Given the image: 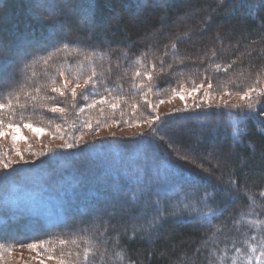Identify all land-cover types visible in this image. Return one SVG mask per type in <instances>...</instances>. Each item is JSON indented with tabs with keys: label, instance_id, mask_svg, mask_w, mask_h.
<instances>
[{
	"label": "trees",
	"instance_id": "16d2710c",
	"mask_svg": "<svg viewBox=\"0 0 264 264\" xmlns=\"http://www.w3.org/2000/svg\"><path fill=\"white\" fill-rule=\"evenodd\" d=\"M138 1L85 0L91 11L79 14L74 10L79 0H62L66 9L53 18L69 33L52 34L51 42L43 47L26 46L29 55L12 68L14 82L0 89V103L11 101L10 114L14 115L7 117L18 122H49L58 117L50 107L56 103L68 107L66 97H55L49 86L70 51L97 57L98 69L109 87L128 90L139 72L150 85L170 89L178 75L215 66L216 75L222 76H226V68L251 74L256 71L253 85L243 82L238 86H254L264 93V0H150L160 3L158 9L140 8ZM22 2L0 0L3 55L5 51L16 53L13 47L19 40L15 42V35L21 37V43H37L43 35V21L31 16L26 33L23 23L28 11ZM47 2L41 0L45 10L52 6ZM192 11L199 13L188 20L185 30L176 32L178 18ZM102 15L109 19L96 23ZM78 21L99 26L86 33ZM47 23L48 28L53 27ZM226 35L233 36L232 47L216 49L215 44ZM19 50L24 52L23 47ZM1 58L0 67L11 61L7 55L4 62ZM7 74L0 71V78L9 80ZM70 116L69 112L67 129L72 128ZM204 116L207 122L196 121L198 126L190 123L188 129L167 135L162 129L156 134L151 126L132 141L75 142L71 147L55 148L31 164L10 165L0 171V245L8 244L10 236H15V242H51L81 262L86 243L92 261L98 264H264V257L259 262L256 259L264 252V94H255L251 108L216 107L176 117L185 121ZM190 145L203 154L213 152L223 162L222 170H213L219 178L215 184L212 179L202 181V175L173 156ZM141 147L153 148L156 153H143V161L138 162L139 156L131 160ZM125 174L141 187L150 186L147 190L168 191L176 185L173 204L158 202L152 190L142 195L131 189L129 201L136 202V208L123 201L129 207L127 215L110 217L111 212L120 211L115 199L126 186ZM152 175L163 181L152 185ZM103 182L114 184L102 186ZM13 185L36 192L54 216L47 218L7 205L3 199ZM143 205L146 207L139 212ZM172 205L177 207L174 216ZM197 215L211 217L198 223ZM23 227L28 234L21 236L18 231ZM61 240L66 243H56Z\"/></svg>",
	"mask_w": 264,
	"mask_h": 264
},
{
	"label": "rangeland",
	"instance_id": "374dc122",
	"mask_svg": "<svg viewBox=\"0 0 264 264\" xmlns=\"http://www.w3.org/2000/svg\"><path fill=\"white\" fill-rule=\"evenodd\" d=\"M47 1L49 0H46V2ZM144 1L145 0L138 1V6H140V8L148 6L158 9L160 7V3L158 2L152 4L150 3V0H147V3H144ZM201 1L211 2L214 0ZM80 2L83 4L82 6H80ZM50 3L52 4L50 1L47 2V5ZM78 4H74V10L76 13L81 14V11H91L90 6L85 0H79ZM21 5L28 11L26 15L27 18L24 21L25 23H23L26 33H29L26 29V24L29 23L27 22V19H30L31 17H34L38 21L42 20L43 22L41 25H45V28L43 27L42 29V37L41 35L38 36L41 38L37 43H34V41L21 43V37L15 35V42L19 40V42L13 47L15 48L16 53L14 54L9 51H5L4 55L3 53H0L3 62V57L5 55L9 56L11 60L9 61V64L3 63V66L0 67V71L6 70L8 72V77H6L9 79L6 81L5 78H0V89L9 86L14 82L13 77L15 69L12 68L15 65L16 67H19L23 57L29 55V53H27L29 49L27 51V49H25L26 46L30 45L29 47L33 48V45L37 44V46L43 47V45H47L51 42L53 36L51 38L49 36L52 34L64 36L69 33V30H67L63 23H57L53 18L57 17L61 11L66 9L62 0H53L52 6L50 5L46 10L43 5L41 6V0H23ZM13 6H15V10L18 9V5L15 2H12V7ZM198 13V11H192L188 14L184 13V15L178 18L180 25H175L174 30L176 32L185 30V24L188 20H193ZM106 18H108L107 15H102L100 20L97 21L96 19L94 21H96V23H105ZM47 22H51L53 27L48 28L49 26H46L48 24ZM111 23L114 24L113 22ZM78 25L80 26L79 28L85 30L86 33H90L92 29L94 30V28L99 26L91 21H89V23L78 21ZM232 37L229 35L224 36L221 38L220 43L218 42V44H215V48L225 50L228 46L232 47ZM20 47L24 48L23 53L19 52L21 51L19 50ZM96 59L98 58L95 56H90L77 51H70L65 55V58L61 60V69L58 73V77L53 81L52 86H49V90L55 93V97H66L68 107H66V104L63 106L56 103L55 107L64 109L63 112H52L50 107L49 110L58 116L52 119V121H38V123L35 122L37 120L34 119L26 121L19 120L18 122L7 117L8 115L13 118L14 114H10L11 108L5 107L3 110H0V120H3L4 131L7 133L5 136L0 137V160L3 162L10 161V165L13 166L31 164L37 159V157L49 153L57 147L68 146L75 142L103 143L107 141L113 142L116 139L128 141H132L133 139L136 140L141 138V134L148 131L151 126H155L156 134L162 129L163 133L167 135L172 130L177 132L176 130L178 129L188 127L190 123L198 126L200 122H207V117L205 116L200 117L199 120L191 119L185 121L177 120L176 116L185 115L201 109L225 106L240 107L244 105L248 106L250 103L253 105L255 94H257V92L254 91L251 93V99H241L243 93L250 87L254 86L247 85L244 89H241L238 86L243 82L253 85V80L256 79V71H253L251 74L250 72H245V69L243 71H232L227 70L226 68V76H222L220 74L216 75L214 72L215 66H211L212 68L208 67V69L203 72L194 70L190 74L185 73L186 75H178V82L170 89H159L156 86L155 88L147 82L143 74L137 75L133 78L131 87L128 88V90L117 88L118 86L109 87L107 80L100 74ZM93 73H95L94 76ZM90 76L92 77L91 83L84 86V81ZM77 84L81 85V87H77ZM209 85H211V87H209ZM56 88H59L63 92V95L59 92L53 91V89ZM72 89H75L76 91L75 96L72 95ZM181 95H183V99H181ZM102 100L104 102H101ZM161 101H163V103H160ZM113 105H115V107H113ZM67 111L70 112V118L72 119L71 129H67L65 124L67 119L66 116L69 113ZM196 121L199 123L197 124ZM9 124L18 126L20 128V134L24 139H18L14 142L12 140V130L7 127ZM25 124H31L33 128L43 129V131L37 133L29 128H25ZM192 136L191 138L194 137ZM193 139H191L192 142H194ZM17 152H19V155H17ZM143 153L147 156H153L155 155L156 150L153 148L144 149L141 147V150L135 151L131 160L139 156L137 159L138 162L143 161ZM173 156L176 160L186 164L187 168L190 167L196 170L198 174L202 175V181L204 179L207 181L212 179L215 184L219 180L218 176L213 173V170H222L223 162H220L215 155H213V152L211 153V151H208L206 154H203L202 152L195 150L193 145H190V148H185L183 150L179 149L177 152L175 151ZM134 165L132 168L137 171ZM128 166L131 167V165ZM211 166H213V168L210 169ZM153 167L154 166H152L151 171L155 170V167ZM4 170L6 169H4L3 164L0 163V171ZM113 173L116 172L113 171ZM127 176L128 175L125 174L127 180L125 181L126 186H123V193H120L122 198H117L118 200L115 199L120 207V211L111 212L108 214L110 217L127 215L129 207H127V205L124 206V202L128 201L133 208H136L137 203L133 202V200L129 201L131 189L136 190V194L141 191L142 195L147 191L150 192L152 190V196L157 198L156 200L158 202H170L173 204L172 201H174V195H177L178 192L176 185H172L168 191L157 192V190L155 191L156 187L154 186L163 181L160 177L154 179L153 175L152 177L150 176L149 181L154 185V189L147 190L150 186L141 187L136 184L137 181L135 182L134 179H129ZM95 180L97 181V179ZM100 182L102 181H99V183ZM101 184L102 186L110 185L111 187L114 183L109 184L103 182ZM193 189L195 190V188ZM102 198L100 197V199ZM3 200L11 207H16L18 209L26 208L32 213H37L40 216H47V218L54 216L47 207L48 203L41 200L36 192L30 191L26 188L24 189L14 185L11 186ZM142 201L146 202L147 200L144 199ZM141 207H138L139 212L146 206L143 205ZM176 209V206H171V216H174L177 211ZM182 212H184L183 209ZM210 217L211 215H197L195 220L198 223H202L207 222ZM177 224L182 225L180 222ZM23 228L24 229L18 231L21 236L28 234L25 227ZM127 228L128 226L124 227L125 230ZM14 237L10 236V238H8L10 240L8 244L0 245V264H41V261H43V264H58V258L61 256H63L67 264H98L97 262L92 261L91 251L87 248L86 243L84 244L86 247H84L85 249L83 248V258L81 262H75L76 260L74 259V256H72L69 251L54 247V243L50 244L51 242H37L30 240L15 242L16 240ZM13 240L14 242H12ZM33 243L37 244L35 250L27 247L28 244ZM41 243L44 245L43 248L39 246ZM56 243L58 244L60 241H56ZM85 254L88 255L87 261L84 260ZM49 255L53 256L54 259H48Z\"/></svg>",
	"mask_w": 264,
	"mask_h": 264
},
{
	"label": "snow or ice",
	"instance_id": "6c2138e0",
	"mask_svg": "<svg viewBox=\"0 0 264 264\" xmlns=\"http://www.w3.org/2000/svg\"><path fill=\"white\" fill-rule=\"evenodd\" d=\"M95 75V73H93V76ZM137 75H140V73L138 72ZM148 79L151 80L152 79V76L150 74H148ZM92 81V77L90 76L88 79H86L84 81V86H87L91 83ZM77 87H81V85L77 84ZM209 87H211V85H209ZM195 90V89H194ZM53 91H56V92H59L61 95H63V92L59 89V88H56V89H53ZM256 91L257 92V95H262L264 93H261L259 91H257L256 88L254 87H250L246 92L243 93V95L241 96V99H251V93ZM72 95L75 96L76 95V91L75 89H72ZM183 95H181V99H183ZM101 102H104L103 100ZM160 103H163V101H161ZM5 107H8L10 108L11 107V101L8 102V104H4V103H0V110H3ZM113 107H115V105H113ZM248 107H252V104L250 103L248 105ZM51 111L52 112H63L64 109L62 108H57V107H53L51 108ZM9 129L12 130V140L15 142L16 140L18 139H24V137L20 134V128L16 125H13V124H9L7 126ZM25 128H29L31 129L32 131H35L37 133H40L43 131V129H38V128H33L31 124H25L24 125ZM7 133L4 131V122L3 120H0V137H3L5 136ZM68 147H71V145H68ZM17 155H19V152H17ZM0 163L3 164V168L4 169H7L10 167V161L9 162H3L2 160H0ZM66 241L64 240H61L60 241V244L63 245L65 244ZM72 243H75V241L73 240ZM41 248H43V244L41 243L39 245ZM27 247L29 249H32V250H35L37 248V244L33 243V244H28ZM253 251H255L256 249L253 248L252 249ZM261 257H264V252H261L260 253V256L256 257L257 261L259 262L260 261V258ZM48 259H54L53 256L49 255ZM84 260L87 261L88 260V255L85 254L84 256ZM41 264H43V261H41ZM58 264H67L66 260L63 258V256H61L60 258H58Z\"/></svg>",
	"mask_w": 264,
	"mask_h": 264
}]
</instances>
